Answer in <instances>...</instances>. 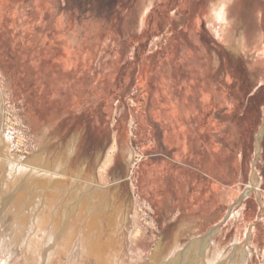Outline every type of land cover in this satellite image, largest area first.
Returning <instances> with one entry per match:
<instances>
[{
	"label": "rangeland",
	"instance_id": "1",
	"mask_svg": "<svg viewBox=\"0 0 264 264\" xmlns=\"http://www.w3.org/2000/svg\"><path fill=\"white\" fill-rule=\"evenodd\" d=\"M222 2L0 0V131L8 115L15 118L25 132L26 156L40 149L50 157L65 153L73 137L69 163L79 174L96 175L101 184L120 179L108 199L129 243L126 263L140 255L139 261H149L157 245L165 256L189 241L177 233L181 220L162 215L169 193L161 190L175 180L171 165L157 171L150 164L162 151L149 118L163 120L173 135L172 123L192 105L209 110L210 147L225 143L219 167L211 156L203 166L234 191L226 189L219 207L201 206L208 215L196 217L191 237L209 233L210 247L220 242L221 249L238 243L244 250L239 264H264V0L226 1L228 41L221 22L209 20L211 5ZM28 112L48 116L52 125L32 124ZM115 138V163L101 179L98 164ZM126 148L133 168L128 151L121 157ZM253 178L257 187L250 190ZM73 180L90 183L77 173ZM233 208L239 218L227 217ZM134 226L141 234L133 240Z\"/></svg>",
	"mask_w": 264,
	"mask_h": 264
},
{
	"label": "bare ground",
	"instance_id": "2",
	"mask_svg": "<svg viewBox=\"0 0 264 264\" xmlns=\"http://www.w3.org/2000/svg\"><path fill=\"white\" fill-rule=\"evenodd\" d=\"M223 1L220 5H211L210 17L221 22L222 40L228 41L230 21L227 0ZM36 10V13L41 11ZM27 114L29 119L32 116V124L52 125L49 117L41 114V118H35L30 112ZM5 125L0 131V264H239L240 256H244L243 246L238 243L221 249L220 242H214L210 247L208 233L207 239L191 237L182 246L175 244L165 256L164 247L157 245L149 261H139L140 255L139 259L135 257L136 260L126 263L125 250L129 243L120 235L122 219L117 216L119 212L110 207L108 199L111 187L120 179L101 184L96 175L89 180L86 173L79 174L73 168L75 165L69 163L76 144L73 137L65 153L50 157L37 149V154L26 156L22 149L25 132L20 123L8 115ZM117 149L115 138L98 164L97 173L101 179L115 163ZM125 151H128L133 168L135 163L129 148L122 150L121 157H125ZM74 173L89 180V185L85 187L80 185L82 181H69ZM247 186L250 190L256 188L255 179ZM135 226L131 231L133 240L140 233ZM188 226L181 224L183 229L190 228ZM227 251L231 253L228 257Z\"/></svg>",
	"mask_w": 264,
	"mask_h": 264
},
{
	"label": "crops",
	"instance_id": "3",
	"mask_svg": "<svg viewBox=\"0 0 264 264\" xmlns=\"http://www.w3.org/2000/svg\"><path fill=\"white\" fill-rule=\"evenodd\" d=\"M209 20L212 25H214V21L219 22L211 17ZM217 35L221 36L218 32ZM201 86H203L202 83L200 84ZM201 98L203 100L202 96ZM167 109H171V107H167ZM179 114L182 123L179 122V118L174 124L172 123L173 127L171 126V128L174 129L173 135L165 132L166 125L163 120L153 117L149 118L150 124L152 123L151 130L154 144H158L162 151L160 154H154V157L159 155L160 159L150 162V164H156L157 171L160 168L162 170V166L164 165H171V175L175 182L170 186H164L161 190L162 192L169 193L165 197L166 199L163 197L162 206L164 208L162 209V215L174 216L177 223L181 220V223L189 225L188 227L190 228L185 227L183 229V227H180L182 228L180 234L186 235L190 240L193 232L195 230L198 231L197 225L199 220H195L196 217L203 219L205 215H208L201 210V206L208 202L213 204L214 207L216 205L219 207L225 200L226 189L231 193L234 189L225 188L224 180L219 179V177L207 171V168H204L206 165L205 161L209 159V156H211L210 158L213 163L219 167L220 162L217 154L219 148L222 150L225 144L222 142L220 147L218 144L217 149L209 145V132L207 126H204L207 118L210 116L209 110L204 111L202 106L194 107L189 105L184 108V115L181 112ZM171 136H173L172 141L174 142L168 141V138ZM215 151L216 153H214ZM211 196L213 197L211 198ZM239 201L240 198L238 199ZM239 216L240 211L236 210V208H233V212L231 210L227 212V217L229 218L236 219Z\"/></svg>",
	"mask_w": 264,
	"mask_h": 264
}]
</instances>
